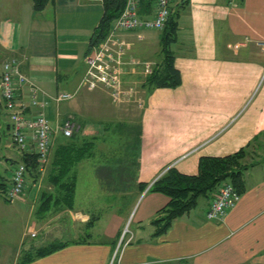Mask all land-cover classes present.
I'll list each match as a JSON object with an SVG mask.
<instances>
[{
    "label": "crops",
    "instance_id": "0c3cea01",
    "mask_svg": "<svg viewBox=\"0 0 264 264\" xmlns=\"http://www.w3.org/2000/svg\"><path fill=\"white\" fill-rule=\"evenodd\" d=\"M179 3L174 0L171 4L178 10L177 40L171 44L173 65L180 72L178 86H143L147 74L138 62L159 64L161 56L149 59L155 51L147 50L155 44L158 47L160 30L126 33L127 63L122 78L138 92L142 107L132 100L115 104L103 89L80 85L85 59L93 48L89 47L90 37L103 13L101 0H47L41 10L33 8V0L0 3V73L5 61L16 60L20 72L47 94L44 111L52 125L71 117L78 125L74 133L78 142L94 139L92 154L75 167L73 207H65L57 199L47 211L38 204L35 224L42 222L43 240L39 245L25 244L20 252L23 232L11 262L1 257L0 246V264H264V0ZM138 12L152 16L151 0H139ZM147 32L159 33L157 42ZM60 92L73 96L55 102L51 97ZM18 93L19 99L28 102L27 85ZM36 111L30 106L25 113L32 117ZM102 119L137 124L132 151L95 148L108 131L93 126ZM59 135L56 145L65 139L61 135L60 140ZM3 136L8 140V155L0 156L5 169L6 161H22L23 155L34 153L33 147L20 152L12 144L10 123L0 100V140ZM55 147L52 154L58 152ZM241 147L246 149L248 163L244 189L224 219H207L205 211L214 195L200 197L165 232L154 235L151 220L168 197L151 191L152 182L169 167L195 174L201 156H224ZM110 156L122 158H105ZM97 157H104L102 163H89ZM102 182L106 189L101 188ZM7 183L8 178L0 176L3 199ZM80 184L84 191L99 189L100 195L91 193L79 200ZM109 186L117 188L110 192ZM126 195L131 199L121 208L122 203L115 200ZM95 197L106 200L100 199L101 205L92 207ZM13 200L33 206L28 192ZM49 212L53 213L50 228L55 230L51 238L43 223ZM132 212L128 228L132 237L126 242L129 235L121 237ZM54 240L67 244L18 263L23 251Z\"/></svg>",
    "mask_w": 264,
    "mask_h": 264
},
{
    "label": "built area",
    "instance_id": "2783aa9c",
    "mask_svg": "<svg viewBox=\"0 0 264 264\" xmlns=\"http://www.w3.org/2000/svg\"><path fill=\"white\" fill-rule=\"evenodd\" d=\"M173 1L151 0L153 14L150 17H143L138 12L139 0H125L121 13L112 21L106 37L93 46L91 54L86 57V69L80 85L103 89L115 104L134 98L135 95L133 94L137 91L132 86L126 85L122 78L124 66L127 63L125 59L128 45L126 33L138 29L161 30L171 13ZM128 62L130 64L135 63L133 60H128ZM138 64L143 66L147 75L155 67L150 61H141ZM24 85H27L29 91L28 102L19 99L18 96L20 87ZM72 96V93L60 92L51 98L55 102H60L68 100ZM46 97L47 94L44 91L20 72L16 60H7L3 63L0 73V100L3 102L10 123L11 142L20 152L33 147L39 162L48 159L58 134L71 137L78 128L71 117L59 124L52 125L44 111L48 103ZM136 98L133 101L141 106L143 100ZM30 106L36 107L37 111L32 117H27L25 110ZM9 170L4 198L13 200L17 199L23 192L27 171L22 161L15 162ZM239 198L240 193L236 188L230 182L222 181L207 206L206 218L223 220L227 212L236 205ZM31 235L34 236L35 233ZM123 237L124 231L121 238Z\"/></svg>",
    "mask_w": 264,
    "mask_h": 264
},
{
    "label": "trees",
    "instance_id": "16d2710c",
    "mask_svg": "<svg viewBox=\"0 0 264 264\" xmlns=\"http://www.w3.org/2000/svg\"><path fill=\"white\" fill-rule=\"evenodd\" d=\"M47 0H33V8L41 10ZM103 13L98 25L93 30L89 47L100 43L107 35L112 21L121 13L125 0H101ZM186 0H180L184 3ZM164 27L160 30L159 45L161 61L153 71L147 75L143 86L146 89L155 87H176L180 84V72L173 65V52L171 44L177 40L178 10L172 9ZM75 136L65 137L55 149L52 160L50 177L59 188L58 202H63L65 207H73V195L75 189V167L85 157L92 154L94 139H83L78 142ZM54 149V150H55ZM245 147L224 156H201L198 161V171L195 174H184L174 167H169L162 172L150 185L151 191L159 192L168 197L167 203L157 210L151 220L154 225V235L165 232L172 221L194 207L200 197L215 195L218 185L222 181L230 182L241 193L244 189L243 173L248 168ZM38 159L35 153H26L22 162L26 171H34L38 174ZM27 173V172H26ZM144 185H141L143 188ZM46 199H41V210L47 211L52 206L50 199L53 194L44 193ZM214 197V196H213ZM48 203V204H47ZM46 204V205H45ZM93 220H90V223ZM66 242L57 240L48 244L24 251L18 263L28 262L36 257L47 255L63 246Z\"/></svg>",
    "mask_w": 264,
    "mask_h": 264
},
{
    "label": "rangeland",
    "instance_id": "374dc122",
    "mask_svg": "<svg viewBox=\"0 0 264 264\" xmlns=\"http://www.w3.org/2000/svg\"><path fill=\"white\" fill-rule=\"evenodd\" d=\"M3 0H0V3H2ZM151 32H147L146 35L150 34ZM152 37L151 39H155V42H157L156 38L158 37V34L155 32H152ZM156 45V44H155ZM155 45L153 46V48H150L149 50H147L148 52H150L151 50H154L155 52H150L152 54L151 57L150 54H148L147 56L149 57V59H156L157 57L161 56L160 53V48L159 45L158 47L154 48ZM133 50V49H132ZM137 93H134L133 95L134 98L137 97ZM134 98L132 97L130 100H134ZM138 99V98H136ZM103 102L105 104H107L108 106L109 101L107 99L106 95H103ZM134 102V101H133ZM136 103V102H135ZM137 104V103H136ZM143 104L140 106L142 107ZM119 119H113L111 121H105L104 119H102L100 122L94 121V125L97 130H104L107 131V133L104 134L103 140L104 141H99L97 143V145L95 146V148H105V149H110V150H115V149H129L130 151H132L133 149V136L135 134V131L137 129V124H133L131 122H129L128 120H123L121 119L119 122ZM86 123V122H82ZM107 128V129H106ZM75 133V131H74ZM74 133L72 134V136L74 135ZM62 136L59 135V139L61 140ZM63 139V138H62ZM7 138L6 136H3L0 140V156L6 154L8 155V148L5 146V144L7 143ZM82 141V140H81ZM55 141L53 142V145L51 147L48 159H46V161L44 162H38V174L35 176L34 171L31 172V170L28 169L27 173H26V179H25V187L23 189L22 194L19 197H23V194L28 192V195L30 197V199H32L33 201V206L30 208L28 206V204H22L20 202H15L14 200H7V199H3V197H0V246L3 247V251L1 253V257L6 256V259L8 258V262H11L12 257L15 253V249L18 248L19 245V240L23 234V232L25 233L24 236H22V238L24 239V244L23 247H19V251L21 252L25 247V244H35V245H39L40 241L43 240V234H42V230H40V226L42 223L41 221L39 222V224H35V222L37 221V207L38 204H40L41 199H46L44 197V193L47 194H53L52 199H50V202L54 205L55 202V198L58 197V193H59V188L56 186V184L49 179L50 177V169H51V164H52V160L54 159V154L53 153V148L55 147ZM55 153V152H54ZM100 158H104V157H97L96 161L94 162V159L91 158L89 160V163L91 164H100L102 163V160H100ZM108 159H117V158H122V157H118V156H110V157H105ZM19 159L14 158V160L12 162L10 161H6L7 162V169H5L6 167L0 164V176L1 177H7L10 173V170L8 171V169L12 168L15 164V162H18ZM8 162L9 166H8ZM5 163V162H4ZM108 184V183H107ZM8 185V183H7ZM6 185V186H7ZM105 183H101L100 186L103 189H106L105 187ZM83 184H80L79 188H78V192H77V196L79 200H83L88 198V195H90L91 193H93L94 195H100L99 194V189L97 188H90V190H86L84 191V188L82 187ZM88 188V186H87ZM109 191H115L116 190V186H109ZM19 197L17 199H19ZM97 197H95L94 199H92V207L93 204L95 205H101L100 204V199H103V197H99L98 199H96ZM131 196L126 195L124 199H117L115 200L116 202H121L122 205H119L121 208L126 207L127 203L130 201ZM89 200V199H88ZM106 199H103V201H105ZM111 200V199H109ZM119 200V201H118ZM94 211V215H96V211ZM46 215V214H45ZM53 213L49 212V214H47L45 221L43 222L44 224H47L48 226H46V229H50L48 234H49V238L53 237V235H55V230L51 229L50 226L52 224V217ZM132 216H133V212L130 216V218L128 219V221L126 222V225L124 227V235H129V229H131L132 226ZM50 217V218H49ZM67 222V221H66ZM102 223V222H101ZM68 224V222H67ZM66 224V225H67ZM97 225V226H96ZM99 223L95 222V228H98ZM101 225V224H100ZM94 228V229H95ZM126 228V229H125ZM129 228V229H128ZM36 233L37 236H32V233ZM47 237V238H48ZM68 236H62L60 238V240H64L66 239ZM131 234L128 236L129 239H131ZM63 238V239H62ZM46 241L48 242L49 239H46ZM45 244V243H44ZM24 251L20 254L19 259L22 257Z\"/></svg>",
    "mask_w": 264,
    "mask_h": 264
}]
</instances>
